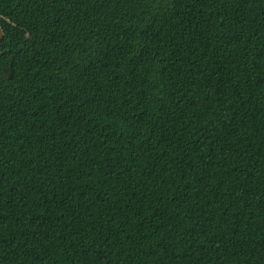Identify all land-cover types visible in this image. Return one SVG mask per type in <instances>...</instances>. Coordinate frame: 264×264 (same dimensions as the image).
Instances as JSON below:
<instances>
[{
	"label": "trees",
	"instance_id": "trees-1",
	"mask_svg": "<svg viewBox=\"0 0 264 264\" xmlns=\"http://www.w3.org/2000/svg\"><path fill=\"white\" fill-rule=\"evenodd\" d=\"M0 25V264H264V0Z\"/></svg>",
	"mask_w": 264,
	"mask_h": 264
},
{
	"label": "water",
	"instance_id": "water-1",
	"mask_svg": "<svg viewBox=\"0 0 264 264\" xmlns=\"http://www.w3.org/2000/svg\"><path fill=\"white\" fill-rule=\"evenodd\" d=\"M3 36H4V30H3L2 26L0 25V42H1L2 38H3ZM12 75H13V71H12V68H11V72L9 74V77H12Z\"/></svg>",
	"mask_w": 264,
	"mask_h": 264
}]
</instances>
